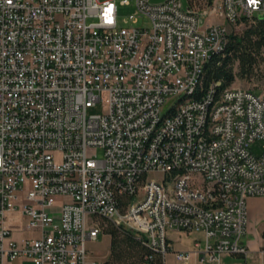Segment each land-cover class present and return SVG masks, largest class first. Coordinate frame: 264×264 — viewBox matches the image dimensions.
Here are the masks:
<instances>
[{"label": "built area", "instance_id": "built-area-1", "mask_svg": "<svg viewBox=\"0 0 264 264\" xmlns=\"http://www.w3.org/2000/svg\"><path fill=\"white\" fill-rule=\"evenodd\" d=\"M128 3L0 0V264H86L103 219L142 233L163 264L169 252L185 264L248 254L264 88L198 90L228 24L264 13V0H135L119 24ZM169 229L202 243L173 250Z\"/></svg>", "mask_w": 264, "mask_h": 264}, {"label": "trees", "instance_id": "trees-1", "mask_svg": "<svg viewBox=\"0 0 264 264\" xmlns=\"http://www.w3.org/2000/svg\"><path fill=\"white\" fill-rule=\"evenodd\" d=\"M241 32L230 31L224 47L205 61L198 95L213 82L216 90L231 85L236 77L254 75L264 61V16L244 19ZM197 95V96H198ZM103 232L109 234V252L102 264H163V256L146 244L142 233L103 219Z\"/></svg>", "mask_w": 264, "mask_h": 264}, {"label": "rangeland", "instance_id": "rangeland-1", "mask_svg": "<svg viewBox=\"0 0 264 264\" xmlns=\"http://www.w3.org/2000/svg\"><path fill=\"white\" fill-rule=\"evenodd\" d=\"M118 3L120 0H116ZM128 5H119L118 7V22L119 24H124L125 19L128 15L134 14L137 15V11L135 8V0H128ZM215 17H209V20H213ZM205 19V18H204ZM136 25H140L142 27H149V20L146 17H138L136 19ZM245 28V23L241 22L238 24H230L228 25L229 32H241ZM264 55V50L262 52ZM234 85L253 88L256 91H260L264 88V61L260 63L259 67L255 70L254 75L249 77H236L233 82ZM103 110L102 105L100 103L95 104L94 106L88 109V113H101ZM250 149L258 154L261 151V144L259 141H256L250 146ZM101 151H97L98 157L101 156ZM150 177L159 178L162 173L160 172H151L149 173ZM21 232L23 235H28L31 232L29 230H23ZM18 234V233H16ZM167 235H169L174 240V248H187L191 245V241L198 236L196 232H187V231H178L174 229L167 230ZM110 236L105 232H101L96 240H91L86 242V248L88 249V257L86 264H102L105 258H101L100 255L105 254L109 249ZM176 250V249H175ZM173 252H169L166 255V264H178L176 263V259ZM95 261V262H94Z\"/></svg>", "mask_w": 264, "mask_h": 264}, {"label": "crops", "instance_id": "crops-1", "mask_svg": "<svg viewBox=\"0 0 264 264\" xmlns=\"http://www.w3.org/2000/svg\"><path fill=\"white\" fill-rule=\"evenodd\" d=\"M247 204V216L248 225L247 231L244 234L242 240L246 243L248 248V254L242 255L237 253L223 254L220 258L219 264H264V251H263V237H264V196H248L246 199ZM18 233V234H16ZM25 232L14 231L13 237L16 239H22L25 236ZM196 236L192 241L191 245L187 248H174V240L169 235L168 240L173 250H190L195 247V242L200 241L202 243V232H196ZM198 239V240H197ZM109 252L108 251L100 255L101 258H105ZM175 260V259H174ZM178 264H185L183 262L177 261ZM10 264H32L31 260L26 257H19L14 259ZM189 264H195L194 258L191 259Z\"/></svg>", "mask_w": 264, "mask_h": 264}, {"label": "water", "instance_id": "water-1", "mask_svg": "<svg viewBox=\"0 0 264 264\" xmlns=\"http://www.w3.org/2000/svg\"><path fill=\"white\" fill-rule=\"evenodd\" d=\"M153 2H158V1H162V0H152ZM182 2H183V5L185 6V4H186V0H182ZM259 16H264V13H262V14H259Z\"/></svg>", "mask_w": 264, "mask_h": 264}, {"label": "bare ground", "instance_id": "bare-ground-1", "mask_svg": "<svg viewBox=\"0 0 264 264\" xmlns=\"http://www.w3.org/2000/svg\"><path fill=\"white\" fill-rule=\"evenodd\" d=\"M259 15V14H258ZM228 25H230V24H228ZM229 30V29H228Z\"/></svg>", "mask_w": 264, "mask_h": 264}]
</instances>
